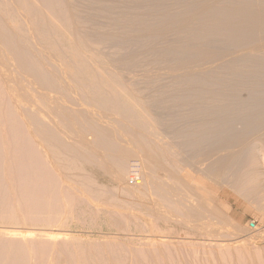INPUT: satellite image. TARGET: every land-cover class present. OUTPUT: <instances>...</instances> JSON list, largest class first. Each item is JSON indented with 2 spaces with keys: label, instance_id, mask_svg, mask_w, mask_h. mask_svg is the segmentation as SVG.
<instances>
[{
  "label": "rangeland",
  "instance_id": "374dc122",
  "mask_svg": "<svg viewBox=\"0 0 264 264\" xmlns=\"http://www.w3.org/2000/svg\"><path fill=\"white\" fill-rule=\"evenodd\" d=\"M11 1L12 0H0L1 39H3L2 36H4L5 41L6 39L10 37H12V41L14 39L13 43L10 42L11 38L8 39L9 42L7 40L5 42L7 45L4 44L3 47H1V45L4 43V41L0 40L1 43L3 42L0 45V48L5 49L3 50V52H5L4 54H8V52L12 51L13 53L19 52L18 54L22 56L21 53H23L24 56L22 57L23 58L22 60H21V56L19 55L20 60L18 58L17 60L15 59L14 61L22 62L24 64L25 63L27 64V62L30 63L29 60L31 61V63L32 61H36V62H33L35 64L40 61L37 66L38 69L41 68L40 66L41 63H46L45 59L48 60V58H51L48 60L49 61L48 65L47 63L42 65L43 67L42 69H44L45 65L49 66V64L51 65V63H54L53 65L57 67H54L53 69H51V67H48L50 69L47 70L48 68L46 66L45 69L43 70V71L47 70L45 71V73L48 72V74L46 75L43 74L42 70H39L40 75L44 76V77L43 76L41 77H43V79L45 78L46 80L48 75L50 74L49 79L50 77L57 78L54 75H56V73L59 71V74L61 73L62 75L60 76L58 75V73L57 75L63 79L61 80L64 82L63 87L65 85L66 86L69 85L68 82L71 83V80L73 81V79H75L72 82L74 84H72V86L70 84L71 89L76 84H77L76 88L78 87L80 89H83L85 85L88 84V82L90 81L93 82L94 78H98V79L101 78L104 81L105 79H107V81H109L108 87L110 84L111 87L114 88V89L112 88L113 90H111V87H109L110 88L109 89L106 83H102L103 81L98 82V79H96L97 83L101 82L100 86H102L101 84L103 85L105 84V85L97 89L96 86L94 88V85H97V84L95 82L94 83L90 82L93 85L92 86L89 83L91 85V92H92V94H90L91 93L90 88H89L90 86L86 85V87L88 86L89 88V93L87 91L88 97L85 96V94H84V97L88 101V104H87V101L84 100V103L85 101L86 103L82 106L81 103L83 101L81 102V98L80 100L78 99L81 102L80 104H79V101L77 100V103L81 105V107L85 106V111L81 110V107H79L78 104H76L77 106L75 105L76 99L79 98L78 95L80 94V89L77 88V90L79 91L78 95L74 94L76 93L75 91L73 93V95L75 96H73L70 93L72 95L71 96L70 94H66V93L73 92L74 88L71 91L69 89L70 87H68L67 89H64L66 88L65 86L64 88L61 89V91L63 89L64 91L66 90L65 97L64 96L60 97L59 94L62 93L64 95V92L63 91L60 92L58 88H60L59 84H62L63 82L61 83L59 79L57 81V79L54 80L53 78L54 84H55V81H56V84H58L56 86H54L53 84L54 86L53 87L52 84H50L51 82L47 79L50 82L49 83L50 85L48 86V88H47L48 82L47 84H45L43 80V83L44 85H46L45 87L48 90H49V87L52 86L51 88H53L56 91V87L58 86L57 89L59 91V94L57 96H59L60 98L64 97L62 100H65L66 95H69L68 97L69 98L71 97L72 101L73 99H75L74 100L75 102L73 101L75 106L74 105L68 106L69 110L71 108L76 109L75 107H77V110L76 111L74 110V112H77V111L81 112L78 115L80 118H82V116L80 115H82L83 112L89 111L90 114H88L89 112H87V114H84V116L89 115L90 116L89 119L87 118V116L85 117L90 121L92 120L91 121L92 123H94L93 121H95L94 124H96V122L99 121V120L97 121V116H98V113L100 114V112L103 111V109L106 111V109L108 110L109 108L108 111H110V107H111L114 112L115 111L114 107L117 110L118 107H121V105L125 111L118 109V111L121 110L122 112L120 113V115L121 114L122 115L119 117L122 118L123 114H125L127 121L128 120L131 121V120H134L135 118L143 117L142 119L144 121L142 125L139 124L142 122V119H140V122H138L139 121L138 119L134 120V122L132 121L134 124V125L132 124L134 129L139 127L137 128L138 129L137 131L139 130H141V132L148 131V133L152 131L150 133L151 138L155 141L158 140L157 141L158 144L162 145V148L163 147L164 149L166 148L165 150L169 149L170 152L167 150V153H166L169 156L172 153L171 149H174L173 147H177L174 149L176 152L179 150V147H180L181 151L179 150L178 152L179 153L181 152L180 154H183L184 156L182 155L183 156L182 157L179 155V159L182 161L185 159L187 161L188 159L187 162L192 163V164L190 163V166H193V167L190 169H193L192 170L193 172L195 170L194 173H196L197 170L198 171L202 170V174H201V171H199L200 173L197 172L198 174L196 173L195 175L198 176V178H201L203 182H205V184H206V181L210 180L209 183L207 182L206 184V185L210 184L208 186L209 189L212 188V185L216 181L219 182V179H220V178L218 179L215 177L216 176L215 174H217V170L216 172H214L215 174L210 173L212 174V176L214 175L213 177L209 176L208 178V175L210 174L209 173L204 174L206 169H208L209 172H213V169H216L215 167L217 165L219 166L222 161L220 159L224 155V152H223V155L221 153L222 156L218 153L221 158H219L220 163L217 162L219 161L217 160L219 156L216 153L220 152L218 149L219 147L217 145H219V143L223 141L224 136L229 137L230 135L229 129L231 127H232L231 129L234 128L232 130L233 133L231 130L230 131L232 134H235L232 136L235 138H239L237 136H239V131L242 128V131H240L242 132L240 136L242 135L244 137H248L249 139V141H247L248 147L246 146L247 150L244 147L245 151H242L243 158L240 157V159H243L241 160L242 163L239 161L240 159H238L239 158L238 156L237 160L235 158L234 162L232 161L233 163H230V165L232 166L235 163H239V162L240 163L235 164L234 167L232 166V169L230 167L229 170L230 169L231 171L237 170V174L234 176L236 180H231V181L233 182L238 181L236 183L234 182L236 186H238V188L236 187L237 193L240 191V194L238 196L240 198L238 199L243 201L245 196H248V198L246 197L245 198L246 200L243 201L244 206H241V205L238 206L237 202L235 201L233 197L229 198L228 207L230 209V213L233 218L234 223L233 222L232 223L233 225L235 224L234 226L231 225V228L234 229V232L232 231L233 234L232 232H229L233 230L231 228L229 230L230 226L228 227L226 225V227L228 228L227 230L225 225H222L224 227L222 226L219 227V225L221 224L216 225L215 223L218 222L216 221V219H212L211 223L213 222L212 223L213 226L215 224V229L217 228V230L215 231V229L212 228L213 227L212 226L210 227L212 229L209 228V230H213V231H210L207 233V234L212 235L214 232L212 236L210 235L208 236L207 234H206L207 236H205L206 231H209L206 228H204L206 229L204 230L205 233L201 229L200 230L203 233L199 230L198 232L196 231L195 233L194 232L195 230L193 229H189L190 230L189 231L186 227L184 226L182 227L180 223H176L178 222V220L174 218L170 219L169 217L170 215L166 212V211L169 212V210L164 208V210H166L165 211L166 213H165L164 210H162L163 208L157 205L154 197L152 199V196H150L151 198L148 196L150 198V201H149L148 197H146L148 195L147 191H146V196H145L144 191H143L144 193L143 194L141 189L139 188L141 191L140 193L142 194H140V196H138L139 192L138 194H136L137 191L139 190L137 189V186H135L136 182L139 180H140L139 182L141 183L143 182L142 171L144 168L143 169L141 168L142 165L139 162L140 161L139 158L132 157V159L129 158L130 160H127V163L128 162L129 163L125 164L126 166H125L124 171H126V173L124 172V175L122 177H120L119 179L117 178L119 183H117L118 181L116 177L110 176V179H109L108 173H106L107 174L106 175L105 173H103V170H100L99 168L95 167L93 162L91 163L89 162L88 159H91V157H89L88 155L90 154L85 153L83 150L78 148L80 146H78L79 142H77L76 134L73 132L72 129H68L67 126L69 125L66 126L67 128L66 127L62 128L59 126V123H58L59 122V119H58L59 112H57V110L59 111V107H62V108L66 107L63 104L64 102L65 104L67 102H68L67 104H70V103L73 104V102L70 99H66L64 102L61 100L63 103L58 101L59 97L58 99H56L57 96L55 98V95L58 93L57 91H56L57 93H54V92H50L51 91L50 90L48 91L49 93L46 94L44 93V91L46 92V89H45L43 90V92H41L43 88L42 87L43 83H40L41 79H39L40 81L37 80L38 77L39 78L41 77L39 75L37 77L36 75L39 72L36 71V74H34L35 72L32 73L33 75L31 74V71L35 69L34 67H32V65H35V64L30 63L26 66L27 69L34 68L30 72L28 73L26 72L27 75H29V77L31 76L29 78L28 76H25L26 75L25 72H21L19 69H17L18 68V66H16L17 64L14 65L13 63L14 66L9 64L12 67L6 66L7 63H10V62L12 63L13 62L12 59L17 58L18 55H15L13 57V55H11L13 53L8 54L12 57V59H10V56L7 55L9 57L10 62H8L7 60L6 61L7 63L4 64L5 63L4 61L6 60L7 56L4 54L1 55L3 52L1 51L2 49H0V51L2 52L0 53V58L5 57V58H2V60L4 59L3 63H1L2 60L0 59V234L2 235L1 233L2 229L3 230H9V229L18 230L19 229V231L21 230L20 232L22 233H24L25 231L26 232L34 231L35 233L37 231V233H35L34 235L38 234V236L33 235L31 237H26V238L20 237V236H19L20 238L18 236L16 237L15 236L11 237L10 235L6 236L7 234L5 233L3 234V236L0 235V264H264V220L262 218L264 216V212H263L264 207H262V205H264L263 203L264 202V197H263L264 189L263 190L261 189L262 190L261 191L260 190L261 187H258V186L255 187L257 180L260 179V176L261 177L263 176L264 178V165H263L264 164V159H263L264 158L263 156L264 155L263 154L264 153L263 151L264 150V138H263L264 137V127H262L264 126V121H263L264 118L261 117L262 115L264 116V105L260 104V102L253 101V100L259 101L261 97L264 95V92H263L264 91V83H263L264 82V78H263L264 77V73H263L264 72V55L258 52L260 55L257 54L258 56H256L255 54L257 52L253 54L254 52L253 50L248 51L249 48L247 49V47H251L249 46L250 41L251 40L253 41V36L250 35V33L253 32L251 31L252 25L250 23L245 24L244 29H242L243 27L241 28L243 31H245L244 32L245 34H244L242 33L243 31L242 32L240 31L239 29L240 27L237 28L238 29L237 30L235 29L236 26H233L235 27L233 30L231 28L232 25H226L228 24L226 21H224L225 22L224 25L222 23L223 21L221 22L222 24L220 23V21L219 23L216 22L218 24L217 26V24L214 21L208 20L209 19L208 17L207 20L208 22L209 21L212 22V25L208 24L207 22V25H205L206 24L205 23L204 24L205 26L204 25L200 26L198 25L199 23L197 20V17H205L206 15L209 16L208 12L213 15H215L214 14L215 12L217 17L218 16L223 17L222 13L224 12V9L220 10L221 8L219 9V7L229 8L228 5L229 3H231L230 0H187L189 4L193 1H197V3L203 2V5L205 6L206 5L213 6L212 8H214V6L215 8L216 6L218 7V9L216 10L218 12L214 10L210 11L207 9L205 10L206 12L204 13L195 10L196 8L194 10L189 9L187 11V6L185 8V5L183 3L182 4L184 6L178 5L177 0H141V1L140 0H56L58 2L54 0L56 3L52 0H48V2L47 0H39L38 2L37 0H35L36 2L35 1L33 2L32 0H23L22 1L23 3L20 0L16 1V3L21 2L20 3L21 6L25 5V3L29 6H32L35 3H38L40 9H38L39 7H37L36 9L37 12L36 11L34 12L37 14L38 18L37 16L35 18L32 17V16H35L36 14L30 16L29 13L31 12L28 11L29 13H27V10L23 6L22 8H24L23 9L24 12L27 13V14L25 13L26 16L27 15L29 16V17L28 16L26 17L25 14L22 12V9L18 10L19 8H21L20 6H18L19 4L12 3L15 0H13L12 2ZM44 1L47 4H45ZM49 1L51 4L49 3ZM59 1H61V4ZM131 1L132 3L133 2L134 3L132 4ZM240 1H242L241 2L242 6L240 7L244 8L245 12H251V10H253L254 7H256V3L258 7L259 6L264 7L263 0H260V3L263 2L262 5L260 4L258 5L259 3L258 0H240ZM10 2L13 4V6L16 5L15 6L16 8L13 7L10 4ZM139 2L140 3L145 2V3L141 7H136V5H138ZM158 2L163 4L160 7V8H163L162 9L163 12L161 10L159 12L158 10L159 7L155 8L158 12L154 11V9L152 10L153 6L158 5ZM184 2L186 3V1ZM43 3L46 7L42 5ZM150 4H153V5H150ZM220 4H224L225 7L222 5L219 6ZM231 4L229 6H232ZM41 5L45 7V10L46 8L49 9L47 5L52 6L51 12L49 10H46V11H49L50 14L54 15L52 11L54 12L56 10L59 13L58 16L56 15V18L58 19L60 18V19L58 20L55 18L56 19L55 21L58 20L60 21V23H57V25H55L54 23L56 22L54 21L53 22L54 25H53L52 22H50L48 18L44 16L46 15L43 12L45 10L42 9ZM131 6H134V8H132ZM212 8H209V9H212ZM12 9L13 11H11ZM15 9L18 12L15 11ZM41 9L42 11H40ZM219 10L221 11L220 13H219ZM20 11H21V14L19 13ZM38 11H40V13ZM14 12H17L18 15H22V14L23 15L22 17L17 16L14 14ZM42 12L44 14L43 16L45 19L43 17L39 19V17L42 16ZM57 12L56 14H58ZM227 12L224 13V15L227 14ZM31 14H33V11ZM5 15H7L10 19ZM31 17L33 18L32 20L35 21L36 19H39V22L40 20H42L43 23L45 22L44 20L47 19V21H49V26H47L48 23L46 24L47 21L44 24L40 22L41 25L39 24L38 20H37V23L36 22L31 23L30 21L32 20H30L29 22L26 21V18L27 20H29V18L31 19ZM12 18L16 22L12 21L11 24L10 22H7V20L11 21ZM23 18L25 19V21L23 20ZM5 19L7 23L4 21ZM190 19H196L198 24L196 23V21H193V20L192 22L188 21ZM210 19L212 18L210 17ZM17 20H21V21L19 22ZM24 22H27V23H24ZM28 23H30V25ZM26 24H28L29 27L31 26L29 30L27 29V34L28 33L30 34L32 31V34H31L32 37L33 35L38 37L37 41L36 39L34 40L32 38L34 40L33 41L34 44L33 43L32 44L35 45L36 43L35 49L37 46V50H40L43 52V53L40 52L42 56L41 54H38L39 52L37 53V50L31 47L32 46L30 44L32 42L31 35L25 34L26 28L28 27L26 26ZM33 24L36 26L39 25L41 27L37 28ZM42 24L44 25V27L42 26ZM247 25L249 26L248 28L249 32H247L249 33V35L246 33V29L248 27ZM53 26L55 28L59 27L60 30L57 29L59 30L57 32L56 29H53L54 28ZM35 27L37 28V30L35 29ZM7 28L10 30H8ZM14 28H17V30ZM12 30H14L15 32L17 31V32L13 33ZM229 30H231L230 32L232 33L233 36L237 34L234 37V38L237 37V39H234L232 37L231 33H229ZM34 31L36 35L34 34ZM36 31H38L39 36L37 35ZM232 31H240L241 33L236 32V34H234L235 32H232ZM238 33H240V35ZM15 34L17 35L15 36ZM241 34L242 35L244 34V35L241 36ZM249 36H252V37L249 38ZM13 37H18L19 39L13 38ZM214 38L215 39L218 38L220 41H224V42L226 41L228 45L226 46L224 45L223 50L220 51L223 54L225 53L226 57L225 55H221V54L219 55V52H214L218 56L220 57L222 56V58H219L213 53V55L216 56L215 57L216 63L218 61L219 62L221 61L220 63L219 62L217 63V66L219 64L221 65V66L219 65L221 69L218 68L219 66L214 67V70L216 71L218 68L219 72L216 71L217 72L216 73L214 71L215 75L213 76L214 77L218 76L219 78L221 77L222 79L223 78L226 79L227 77L228 78L231 77L232 79L235 78L233 80L234 84L239 78L241 79V81H244L246 77L249 78V80L245 79L248 81V82L246 81L245 85L243 84L244 82L236 83L237 84L235 86L236 88L235 87L232 88L234 84H231L232 85L231 88L229 87L230 91H228L229 89H226L225 87V91L227 93H230L232 89H235L232 91L234 93L231 92V94L235 96L233 98L234 100L237 101V103L236 102L235 103L232 102V103L235 104V106L233 105L235 109L237 110L239 109V110L236 111L234 109V113H233V109L227 108L224 113L228 111L227 112L228 116L227 114L226 116L223 115L224 114L223 113L220 118L214 117L216 118L215 120L212 118V116H210L207 112L204 111L205 109H203V108H206L207 110V108L208 109L214 108L212 107V104L214 105L213 102H206L203 105L202 104L199 105V103H193V102H190V99L189 100L187 99V97L190 98V96L192 97L197 92H199L198 89L196 90L197 88L196 86H198L197 81L199 80V79L197 80V78L199 77L202 78L204 76V74H202L203 73L202 70L206 69L204 66L209 64L208 66H206L208 68V71L213 70L210 67L215 66V63L212 62L213 60L215 61L214 57H213V60L209 62L206 60L205 61L201 60L203 57L201 53L203 54L206 51L204 50L205 44ZM16 39L18 40L17 41L18 43L21 40L20 44H22L24 40V42H26L28 47L26 46L25 43H23V45L25 44L24 46L25 49L22 47H19V44L15 41ZM28 40H30V42ZM248 40L249 42L247 43L246 41ZM39 41H41V43H39L40 49L38 48ZM14 42L17 43L18 45H15ZM244 42H246L247 45L248 44L249 45L247 46L246 43ZM9 43H12L15 47H11L12 45L10 46ZM41 44L44 45V47L42 46L43 48L41 47ZM241 44L244 46L246 45L245 47L247 50L244 49L243 51L242 49L241 50L238 49L239 47L243 48ZM8 45L10 47H8ZM23 45H20V46H23ZM16 47L22 48V50L20 49L21 51H24V50L25 51L27 50V51L26 52L14 51L15 50L14 48ZM247 51L248 53H245ZM28 52H30V56ZM249 52H252V53L249 54ZM171 54H172V57L169 56ZM26 58L27 59L29 58V60L25 61L27 60ZM51 60H53V62ZM192 62L193 64H191ZM205 62L206 64H204L203 66V63ZM55 63L57 64L55 65ZM88 63H90V65ZM77 65L79 66L81 65V68L80 67L77 68ZM192 65H195V66H192ZM189 67H191L190 70H189ZM55 68H57V72L54 71ZM61 68L64 73H62L61 70H58ZM96 69H98V72H95L97 71ZM194 69L195 71H191ZM18 70L20 71V74L22 73L24 76L23 75L20 76V74H17L19 73ZM78 70L79 72H76ZM14 71H15V74L13 73ZM205 71H207V69ZM4 72L6 75H3ZM70 72L73 73V78L71 76L72 73L69 74ZM193 72L194 74L195 73L196 74L194 75ZM254 72L255 74H253ZM9 73H10V76H9ZM79 73L81 77L79 76ZM204 73L206 74V72ZM51 74H53V76ZM68 74L71 76L72 79L70 78V76H68L71 80L67 82L66 79L68 77L66 75ZM74 74L76 75V77ZM242 74L245 76H243ZM13 75L15 78L14 77L12 78ZM233 75H235V77ZM237 75H239L240 77ZM248 75L249 76L253 75V76L248 77ZM22 76L24 77V79L22 78ZM64 76H66L67 78ZM6 77L8 78L11 77L13 81ZM25 77L29 78L30 80L33 77L32 83L33 82L35 83L37 81L41 85L39 87L37 86L39 85L37 83H36L37 85L34 83L33 85H28L27 83L30 81L27 82L26 80L28 79ZM192 77H194V79L197 77L195 79L197 80L196 81L197 84L195 81L193 83L189 81V79L191 80ZM21 78L26 82L25 84L26 86L24 85V82H21L23 85H21V88H20L19 84H20V81H22ZM64 78L66 82L64 81ZM76 78H77V83L75 84ZM79 78L81 79L79 80ZM250 78L254 81L252 82ZM240 79L237 82H239ZM17 80H19L18 81L19 83H17ZM230 80L227 79L225 81H230ZM32 83L30 82L29 84H32ZM27 85L30 86L29 89L35 85V88L38 87L41 91L35 90V88H33L29 92V90L27 89L28 88ZM261 85L263 87H261ZM22 86H25L27 88L23 89ZM100 86L99 84L97 85V87H100ZM12 87L14 90L12 89ZM115 88L117 89L116 91H115ZM68 89H69V92H68ZM24 90L25 91L27 90L26 94L28 92L29 94L30 93L33 94L34 93L33 90H35L36 94L34 93L33 95L31 94V96H28L29 94L26 95L24 93L25 92ZM216 90L214 89L213 92H215ZM38 91L40 93H37ZM96 91H99V93H96ZM112 91L114 92L113 94L110 93ZM223 91H224V88L223 90L222 88H219L217 90V93L227 94L225 91L223 93ZM115 92H117L118 94L116 95ZM192 92H194V95ZM15 93L17 94L19 93L21 96ZM83 93L80 94V97L83 96L82 95ZM94 93L99 95V97L98 95L97 96L95 95L97 99L100 98V101L97 100L98 104L100 103L103 104L104 102L106 106L107 104L108 105L110 104V106H108L107 108L104 105L106 109L105 107L104 108L101 107L102 111H100V109H98V106H96L97 103L96 104L92 103V100L96 102L95 97L92 96L94 95ZM24 94L25 96L23 97ZM45 94L47 95V97H45ZM197 94L195 96H197ZM212 94H209V95H212ZM12 95H16L15 98L19 96L22 99L24 98L25 100L29 98L28 99L29 101L27 100L26 102L29 105H26L24 103L19 104L18 101H22V99L21 98L18 99L19 98L18 97L14 100L13 98L14 96L12 97ZM257 95L260 97V99ZM32 96L33 98L31 100ZM90 98L92 99L90 100ZM24 99H23V102L25 101ZM101 100L103 102H101ZM44 102L47 103V106H46V103ZM56 102H60L61 103L60 105L62 106L58 105V108L57 109L55 108V110L52 109L53 110L52 111L51 108H53V106L57 107L58 103L56 104ZM248 103H250L251 106ZM256 103H259L258 105L260 106V108L259 106L257 107ZM102 104L99 105V107L102 106ZM196 104L199 106L198 110L193 109L194 105ZM207 104L208 106L210 105V107H208ZM223 104L224 102L222 103V107L224 105L225 106L229 105V104H224V105ZM92 105H93V108L96 106L97 109L99 110V112L97 109H96L97 111L96 110L94 111V113L96 112L95 114L97 115L95 116L94 114L95 119H91V116L93 113L91 112ZM123 105L125 107H123ZM186 105H190V106L187 107ZM214 106L216 107V105ZM245 106L247 107L248 111ZM24 107L25 108L27 107L28 109L27 108L24 109ZM86 107H91V108L87 109ZM17 108H18L19 113L16 110ZM134 108L136 109L134 110ZM21 109L23 112L21 111ZM128 109L129 111L127 112ZM25 110L26 112H24ZM229 110L230 111L232 110V111L229 112ZM70 111H72V109ZM105 111H103L104 113H101L102 116L104 114V116L102 117L103 119L100 118L101 115H99L98 117V119L99 118L101 119L100 123L98 122L101 127L100 129L107 127L106 124H110L109 123L110 121L108 122L106 119H104L105 117L107 118L105 114L108 115ZM254 111L257 113L258 117L260 116L259 117L260 119L256 117L257 115H255L256 113ZM38 112L44 113V115L41 113L38 114ZM52 112H55V113H52ZM50 114H53V115H50ZM113 114L114 113H112V115ZM26 115H27V118H25ZM112 115L110 116L114 123L116 121L115 120L116 118H113V117H116V114H114L115 116L114 115L112 116ZM250 115H253V117L254 116L255 117L253 118ZM28 116H30V118L32 116V118H35V120L39 121L40 123L38 124V122H36L35 120H31L32 118L30 119ZM94 116H92V118H94ZM128 116H129V119H128ZM21 117H23L24 120ZM119 117L117 120L121 119V118L119 119ZM125 117L122 119L126 120ZM130 117L132 118L131 120H130ZM28 118H29V121H28ZM144 118L148 119L149 121L147 122ZM257 118L259 120H257ZM248 119L250 122L248 121ZM108 120H110L109 116H108ZM251 120H253V122H256L257 120V122L253 124ZM29 122L30 124L33 122L35 123L29 126ZM55 122L58 124H56ZM101 123H105V126H102L104 124L101 125ZM150 123L152 126H150ZM55 124L56 126H59V127L57 128ZM99 124H96V125L99 126ZM135 124H137V126ZM143 124L144 125L147 124L145 128L143 127ZM249 124L254 130H252V128L249 127L250 126ZM256 124L259 125V127ZM241 125H244V127ZM140 126L143 128L140 129ZM52 127L54 128V130ZM55 128H56V131H55ZM237 128L238 129L240 128V129L238 130ZM66 129H68L69 131ZM245 130L248 132H246ZM66 131L70 132L71 135L68 132L65 133ZM210 131H212V133H210ZM220 131L222 134L219 136L220 138L218 136L215 137L216 135L220 134L218 133ZM222 132H224L225 135ZM236 132L238 135H236ZM260 133L262 134L260 135ZM58 134H59V137L57 136ZM246 134L248 135L251 134V135L249 137V136H245ZM39 135L40 136L42 135L43 140H41L42 137H40ZM52 135H55V136H52ZM259 135L263 136L261 137V139L263 138V141H261V139L259 140V137H260ZM159 137L164 142H162ZM205 138L206 140H204ZM56 139L58 140V142ZM92 139L93 138L91 136L86 137V139L84 140V144L88 145V143H90ZM218 139H222V141L220 140L221 142L219 141V143L217 144ZM208 140L209 141L212 140L213 143L217 141L216 145L213 143H210ZM256 140L258 141L256 142ZM163 143L164 145H167V146L165 147ZM167 143L170 145H168ZM209 145H213V146H209ZM214 145L216 148L218 147L217 150L216 148L214 150ZM206 149L207 150L213 149V152L215 151V153H213L212 150H209V152H212L214 156L217 155L214 157L215 159L216 158L217 159L212 160L213 157L210 158L208 155L213 156V154H210L209 152H207ZM203 150L204 151L206 150L205 154L206 155L208 154L207 157L209 158L210 162L213 163L214 167L212 164L209 163V160L208 158H206V156H205V159H207L208 161L203 158L205 155V154H202ZM81 151L84 152L87 155V157H85L86 155H80V154H83V153H79ZM183 152H185L186 154ZM243 152L247 153L249 157L247 154L246 156ZM249 152L250 153L252 152V154H250ZM77 155H79V158ZM199 155L201 156L203 155L202 159H201V156ZM258 156L262 157V159H260L261 161L259 160L260 161L259 163L257 161L258 159H255ZM86 158H88L87 159L88 163L86 161ZM192 158L195 160L199 159V161L201 159V161L199 162L198 160H196L197 161L196 163V161L193 160ZM203 159L205 160V162H207L206 163L207 167H205V164H204L205 162ZM255 160L257 161L256 163L258 164H255ZM194 161H195V165H193ZM213 161H216L218 164H214L215 162ZM256 165H258L256 169L258 171V174H257L258 176L256 175L257 180L254 177L255 174H253L254 172L257 173V171L256 170L254 171V169H252L254 167L256 168ZM260 165H262V167H259ZM201 166H204L203 169ZM235 166H236V170H235ZM209 167L212 169H209ZM245 167H248V168L243 170ZM259 168L262 171H260ZM247 170L249 174L248 173L246 174ZM242 171L243 172L245 171L244 173L245 175L242 173ZM194 173L192 174L194 175ZM203 174L206 176V178L204 177ZM103 175H104V178H103ZM159 176L163 177V175L161 174H159ZM242 176L249 177L248 179L250 181L246 177L245 179L242 178L241 179L242 181L241 180L239 181L238 180L239 177L241 178ZM250 176L252 180L250 179ZM130 177H134L135 179V183L132 185L130 184V181H129ZM215 178L218 180H216ZM111 179L116 180L114 181L115 183ZM162 179L164 180V177ZM218 182L216 183L217 185L215 184L213 186V190H214L213 192H215L216 190H220L221 181L219 182L220 185H218ZM252 182H255V183H252ZM167 183H168V180H167ZM246 183L248 185H245ZM128 185L131 186V188ZM133 185L136 188L133 187ZM244 185L247 187H245ZM144 188L146 187L144 186ZM251 188L252 190H250ZM258 189L261 191V194L259 193L260 191ZM129 190L131 191L133 190L132 193L134 194V196L132 193H130ZM128 191L131 195L129 193L128 195H126ZM134 191H136V193H134ZM135 194L137 197H135ZM216 194H214L215 196H212L213 197L212 202H215V204L213 205H216V207L214 206L215 207L214 210L218 212L219 210H221L220 213L221 212L223 213L224 212V209L222 207L223 201L220 198L218 199V197H216L217 196ZM125 195L127 197H125ZM141 195L142 196L144 195V197H146L147 199L141 197ZM240 195H243V196L245 195V196L242 199ZM251 195H254V196H251ZM139 197H141L143 200L146 199L145 206L143 203H141L143 201ZM124 198L126 199L128 198V201L127 200L125 201ZM139 199L141 202L140 201L138 202ZM151 199L155 200L153 202L156 203L155 206L157 205V208L158 206L162 208V209H156L155 207V209L158 210V214L160 213L162 216L164 215V218L168 217L170 221L171 220L176 221L174 222L176 224H174L173 221L170 222L168 219L166 221V219H163V217L160 214L159 215L156 214L157 216H161L157 218L155 215L156 210L153 208L154 204L151 201ZM213 199H215V201ZM247 200L249 201L248 203H247ZM130 201L138 202L140 204H143V206L140 205L139 207V204L136 205V203H127ZM149 202H151L152 204H150ZM126 203L129 205V207L127 206ZM133 204H135L136 206H134ZM209 204H212V203H209ZM254 204L257 207L255 206V208H252ZM146 205H149V207L150 206L151 207L153 206V207L149 208L148 206L146 207ZM213 205H210V210H212ZM131 206L133 207V209H131L132 208ZM141 207H142V210H141ZM148 208L149 210L151 209L150 210L151 212H153L152 209L155 210L154 211L155 213L149 212ZM216 208L219 210H217ZM260 208L261 209L263 208V210H261ZM253 209H256L258 211H255V210L253 211ZM159 211H162V212H159ZM254 212L256 213L258 212L257 215ZM259 212L263 213V215L259 214ZM256 216H258L260 219L262 218L263 221L262 220L259 221V218L258 217L256 218ZM215 218H217V215ZM261 221L263 223H261ZM179 225L182 228H186V229L183 230L182 228H180ZM240 226H241V229H239ZM218 227L221 229L223 228L222 230L220 229L221 232H218L220 231ZM235 227H236V230H235ZM186 230H188V232ZM224 231H228L229 233L227 234ZM236 231L238 235L236 234ZM43 232L44 233L52 232L54 234L58 233V234H61V238H59V240L56 239L52 241L51 239H48L47 237L42 235ZM194 234L197 235L198 237L194 236ZM219 234H221L220 235L221 238L218 236ZM225 234L227 235L232 234L234 236L230 235V237L228 236L225 238ZM39 235L41 237H39ZM64 235H67V236L64 237ZM222 236L224 238H222Z\"/></svg>",
  "mask_w": 264,
  "mask_h": 264
},
{
  "label": "bare ground",
  "instance_id": "6f19581e",
  "mask_svg": "<svg viewBox=\"0 0 264 264\" xmlns=\"http://www.w3.org/2000/svg\"><path fill=\"white\" fill-rule=\"evenodd\" d=\"M13 1V0H12ZM11 1V2H12ZM16 1H18V0H15L14 2H12V3H16ZM21 2L23 1V0H20ZM33 2L35 1V0H32ZM39 0H37V2H38ZM52 1H54V0H52ZM56 1V0H55ZM54 1V2H55ZM141 1V0H140ZM184 1H186V3L184 2ZM259 1V3H258V5L260 4V5H262V3L263 2H261L260 3V0H258ZM258 1H256V2H258ZM264 1V0H263ZM10 2V4L13 6V4ZM21 2H17L19 5L18 6H20L21 8H17L18 10H21L22 9V12L25 14L26 12H24V8H22L23 6L25 7V9L27 10V13H29V12H31L32 13V11H33V14H31V13H29V15L31 16V15H34V14H36V13H34L35 11H36V9H37V7H39V5H38V3H35L36 5H38V6H36L35 4L34 5H32V6H29V5H27L26 3H25V5H22L21 6ZM36 2V1H35ZM43 2V1H42ZM41 2V3H42ZM47 2H48V0H47ZM53 2V3H54ZM56 2H58V1H56ZM55 2V3H56ZM60 2V4H61V1H59ZM127 2V1H126ZM191 2V1H190ZM216 2V1H215ZM230 2L232 3H229V5L231 4L232 6H229L228 4V7L229 8H227V7H225L224 6V4H220L219 6H224L225 8H223V7H219V9L220 10H223L224 9V12L222 13L223 14V17H220V16H218L217 17V15H216V13L214 12V14L215 15H213V14H210L209 12H208V14H209V16L208 15H204L205 17H197V20H198V23H197V20L196 19H190V20H188V21H190V22H192V20L193 21H196V23L198 24V25H200V26H203L205 23V25H207V22H208V20H211V21H214L215 23L217 22V23H219V21H220V23L222 22L223 23V25H224V21H226L228 24H226V25H232L231 26V28L234 30V28L235 27H233V26H236V28L235 29H237V28H239L240 29V31L242 32L243 30L242 29H244L245 27H244V25L245 24H251L252 25V29H251V31H253V32H251L250 33V35H252L253 36V41H252V43H251V41H250V45L249 46H251V47H247V49H248V51H251V50H253L254 52H253V54L254 53H256L255 55L256 56H258L257 54H263L264 55V7L262 6V7H258L257 6V3H256V7H254V9L253 10H251V12H245V10H244V8H242V7H240V6H242V1H240V0H230ZM245 2V1H244ZM255 2V1H254ZM16 3V4H17ZM23 3V2H22ZM44 3H45V1H44ZM44 3L42 4L43 6H45L44 5ZM49 3H50V1H49ZM48 3V4H49ZM128 3V2H127ZM130 3V2H129ZM131 3H132V1H131ZM134 3V2H133ZM132 3V4H133ZM135 3H137V2H135ZM145 3V2H144ZM144 3H138V5H136V7H141ZM177 3H178V5H185V8H186V6H187V11L189 10V9H192V10H194L195 8V10H197V11H200V12H202V13H204V12H206L205 10H214V11H216L217 9H218V7L216 6V8H215V6H214V8H212L213 6H205V5H203V2L202 3H197V1H193V2H191L190 4H189V2H187V0H177ZM183 3V4H182ZM213 3V2H212ZM241 3V4H240ZM39 4H40V2H39ZM45 4H47V3H45ZM51 4V3H50ZM131 4V5H132ZM218 4V3H217ZM216 4V5H217ZM41 5V6H42ZM150 5H153V4H150ZM155 5V4H154ZM163 4H161L160 2H158V5L157 6H153V8H152V6H151V8H152V10L154 9V11H157L155 8L156 7H161ZM183 5V6H184ZM190 5V6H189ZM203 5V6H202ZM226 5V6H227ZM255 5V4H254ZM16 6V5H15ZM15 6H13V7H15ZM42 6V9L43 10H45V7H43ZM58 6V5H57ZM56 6V7H57ZM60 6V5H59ZM135 6V5H134ZM134 6H131L132 8H134ZM183 6H181V7H183ZM47 7H49V9L48 8H46V10H49L50 12H51V8H52V6H48L47 5ZM54 7V6H53ZM61 7V6H60ZM16 8V7H15ZM55 8V7H54ZM128 8V7H127ZM158 8V10H159V12H160V10L162 11V9L163 8H160L159 9ZM209 8H212V9H209ZM38 9H40V7L38 8ZM42 9L40 10V11H42ZM199 9V10H198ZM201 9V10H200ZM45 10V11H46ZM54 10V9H53ZM58 10V9H57ZM219 10V13L221 12ZM11 11H13V9L11 10ZM15 11H17L16 9H15ZM29 11V12H28ZM40 11H38L39 13H40ZM43 11L46 15H44L43 14V12H42V16H40L39 17V19L40 18H44V16H46L47 18H48V20L50 21V22H52V24H53V22L56 20V19H58V18H56V15L58 16L59 15V13L55 10L54 12L52 11V13H54V15H55V17H54V15L53 14H50L49 13V11ZM228 11V12H227ZM18 12V11H17ZM17 12H14V14L15 15H17V16H21L22 17V15H18V13ZM37 12V11H36ZM56 12L58 13V14H56ZM158 12V11H157ZM163 12V11H162ZM216 12H218V11H216ZM227 12V14H225L224 15V13H226ZM17 13V14H16ZM20 14H21V11L19 12ZM26 13V14H27ZM61 13V12H60ZM212 13H213V11H212ZM14 14H12V15H14ZM26 14H25V16H26ZM44 15V16H43ZM211 15V16H210ZM5 16H7V15H5ZM24 16V17H25ZM28 16V15H27ZM26 16V17H27ZM37 16V14L35 15V16H32V17H36ZM215 16V17H214ZM8 17V16H7ZM29 17V16H28ZM31 17V19L29 18V20H27V18H26V21H30V20H32L33 18ZM209 17V19L207 20V18ZM210 17L212 18V19H210ZM9 18V17H8ZM37 18H38V16H37ZM56 18V19H55ZM222 18V19H221ZM7 19V18H6ZM6 19L4 20L5 22H6ZM10 19V18H9ZM39 19H36L35 21L34 20H32V21H30L31 23H33V22H36L37 23V20H38V22H39ZM45 19V18H44ZM60 19V18H59ZM58 19V20H59ZM187 19V18H186ZM221 19V20H220ZM23 20L25 21V19L23 18ZM22 20V21H23ZM55 21L56 23H54L55 25H57V23H60V21ZM12 21L14 22L15 20L12 18L11 19V21H9V20H7V22H10V24L12 23ZM17 21H21V20H17ZM45 22L47 21V19L46 20H44ZM49 21H47L46 22V24L48 23V25L47 26H49ZM66 21V20H65ZM184 21V20H183ZM3 22V21H2ZM4 22V23H5ZM6 22V23H7ZM16 22V21H15ZM40 22L41 23H43L42 22V20H40ZM39 22V24L41 25V23ZM44 22V23H45ZM204 22V23H203ZM1 23V22H0ZM18 23V22H17ZM24 23H27V22H24ZM43 23V24H44ZM64 23V22H63ZM194 23V22H193ZM214 23V24H215ZM216 23V24H217ZM221 23V24H222ZM230 23V24H229ZM29 25H30V23H28ZM28 24H26V26H28L29 27V25ZM35 24V23H34ZM33 24V25H34ZM42 24V26L44 27V25ZM53 24V25H54ZM208 24H210V25H212V22H208ZM215 24V25H216ZM8 25V24H7ZM13 25H14V23H13ZM204 25V26H205ZM225 25V26H226ZM34 26H36V25H34ZM33 26V27H34ZM50 26H51V24H50ZM60 26V25H59ZM61 26H62V24H61ZM217 26H218V24H217ZM216 26V27H217ZM221 26V25H220ZM238 26V27H237ZM248 26V25H247ZM246 26V27H247ZM8 27V26H7ZM26 28V32H25V34L26 35H28L27 34V29L29 30L30 29V27L29 28ZM37 28H39V27H41V26H39V25H37L36 26ZM35 27V29L37 30V28ZM54 27V26H53ZM215 27V26H214ZM227 27V26H226ZM243 27V28H242ZM242 28V29H241ZM248 28H249V26L247 27V29H246V33L247 32H249V30H248ZM8 29V28H7ZM14 29H16L17 30V28H14ZM53 29H59L60 30V28L58 27V28H53ZM8 30H10V29H8ZM19 30V29H18ZM41 30V29H40ZM59 30H57V32L59 31ZM238 30V29H237ZM248 30V31H247ZM24 31V30H23ZM31 31V30H30ZM39 31V30H38ZM38 31H36L37 32V35H38ZM55 31V30H54ZM231 30H229V33H231L230 32ZM240 31H232V32H235L234 34H236V32H240ZM12 32L14 33L15 31L14 30H12ZM17 32V31H16ZM15 32V33H16ZM57 32H55V33H57ZM240 32V33H241ZM245 31H243L242 33H244ZM9 33V32H8ZM11 33V32H10ZM228 33V34H229ZM240 33H238L239 35H240ZM18 34V33H17ZM17 34H15V36L17 35ZM32 34V31H31V33L29 34V35H31ZM34 34L36 35V33H35V31H34ZM59 34V33H58ZM60 34H61V32H60ZM227 34V33H226ZM245 34V33H244ZM243 34V35H244ZM248 35H249V33H247ZM231 35H232V33H231ZM237 35V34H236ZM236 35H232V37L234 38ZM242 34H241V36H243ZM8 36V35H7ZM9 36H11V35H9ZM39 36V35H38ZM46 36V35H45ZM44 36V37H45ZM62 36V35H61ZM225 36V35H224ZM247 36V35H246ZM252 36H249V38L250 37H252ZM18 37H20V36H18ZM18 37H13V38H18ZM36 37V38H35ZM63 37V36H62ZM227 37H228V35H227ZM248 37V36H247ZM2 38L3 39H1V34H0V40L2 41H4V43L2 44L1 43V41H0V45H1V47H3V45L5 44V45H7L5 42L8 40V39H10L11 38V41L10 42H12L13 43V41H14V39H13V41H12V37H10V38H8V39H6V41H5V39H4V36H2ZM6 38V37H5ZM25 38H27V37H25ZM30 38V37H29ZM28 38V39H29ZM36 39V41H37V36H34L33 35V37H32V35H31V39ZM226 38V37H225ZM230 38V37H229ZM248 38V39H249ZM19 39V38H18ZM32 39V42L30 43L31 45V47H33V49H35V45H36V43H35V45H33L34 43H33V40ZM228 39V38H227ZM232 39V38H231ZM230 39V40H231ZM234 39H237V37L236 38H234ZM250 40V39H249ZM249 40L248 41H246L247 43L249 42ZM16 42L18 41L17 39L15 40ZM21 41V40H20ZM19 41V47H22V48H24L25 49V44H26V42H24V40H23V43H25L24 45H23V43L22 44H20L21 42ZM29 42H30V40H28ZM8 42H9V40H8ZM236 42V41H235ZM246 42H244V43H246ZM12 43H9V45L11 46V47H15ZM15 43V42H14ZM17 43H15V45H18ZM33 43V44H32ZM39 43H41V41H39L38 42V48L40 49V47H39ZM43 43V42H42ZM243 43V44H244ZM247 43H246V45H247ZM8 45V47H10ZM20 45H23V46H20ZM224 45L226 46V45H228L227 43H226V41L224 42V41H220L218 38H214V39H211L210 41H208L206 44H205V49L204 50H206L205 51V53H201V55H203V57H202V59L201 60H206V61H212L213 60V57H214V59H215V61L213 60L212 62L213 63H215V66H213V67H210V68H212L213 70H210V71H208V68L206 67V66H208V65H206V66H204V64H206V62L205 63H203V66L207 69V71H205V70H202L203 71V73L202 74H204V76H206V77H199V78H197V80H195L194 79V77H192V79L190 80L189 79V81H191V83H193L194 81L196 82H198V86H196L197 88H196V90L198 89V91L199 92H197L196 94H197V96H195L194 95V92H192L193 93V95L194 96H190V98L189 97H187V99L189 100L190 99V102H193V103H199V105H203L204 103H206V102H213L214 103V105H216V107L212 104V107H214V108H207V110H206V108H203V109H205L204 111L205 112H207L210 116H212V118L215 120L216 118H214V117H217V118H220L221 117V115L226 111V109L227 108H230V109H233V113H234V109H235V102L237 103V101L236 100H234V98L233 97H235L233 94H231V92L233 91V90H235V89H232V91L230 92V93H227L226 91H225V87H226V89H229L228 91H230V88H231V84H234V82H233V80L235 79H232L230 76V78H231V80H230V78H219L218 76L216 77H214L213 75H215V72L216 71H218L219 69H221L220 68V66L218 67L217 66V63L219 62L218 60V62L216 63V56H218L216 53H214V52H219V55L221 54V55H225V53L223 54V53H221L220 51L221 50H223V47H224ZM242 45V44H241ZM245 45V46H246ZM247 45V46H248ZM26 46H27V44H26ZM44 47V45L43 44H41V47ZM229 46H230V44H229ZM228 46V47H229ZM243 46V48H238V49H242L243 51H244V49H246V47L244 46V45H242ZM18 47V46H17ZM14 48L15 50L14 51H21L22 50V48ZM28 47V46H27ZM42 47V48H43ZM42 48H41V50H42ZM251 48V49H250ZM0 49H2V48H0ZM11 49H13V48H11ZM21 49V50H20ZM23 49V50H24ZM246 49V50H247ZM3 50H5V49H2L1 51L3 52ZM32 50V49H31ZM35 50H37V46H36V49ZM34 50V51H35ZM245 50V51H246ZM0 51V53H2ZM27 51V50H26ZM25 50L24 51H21V52H26ZM169 51V50H168ZM248 51L247 52H245V53H248ZM33 52V51H32ZM36 52V51H35ZM34 52V53H35ZM39 52V53H38ZM40 52H42V51H40V50H37V53L38 54H41ZM165 52H167V51H165ZM223 52V51H222ZM225 52V51H224ZM238 52H239V50H238ZM240 52H242V51H240ZM259 52V53H258ZM262 52V53H261ZM5 52H3L1 55H3ZM11 53H13L12 51L11 52H8V54H11ZM19 53V52H18ZM18 53H13V54H11V55H13V57L15 56V55H18V57L17 58H13L12 59V57L10 56V55H8V54H4V55H8V56H10V59H12V63L10 62V60H9V57L7 56V58H6V60L4 61L5 63L4 64H6L7 62V60H8V62H10V63H7L6 64V66H10L9 64H11L12 66H14V65H16V66H18V68L17 69H19L21 72H30L31 70H33L34 68V70L33 71H31V74L33 73V72H35L34 74H36V71L37 72H39V70H44L45 69V67L48 65V63H49V59H51V58H48V60L47 59H45L46 61V63H47V65H45V67H44V69H42L43 67H42V65H44V64H46V63H41V68L40 69H38L37 68V66H38V63L40 62L39 61V59H38V61L39 62H37L36 64L35 63H33V62H36V61H32V63H31V61L29 60V58L27 59V60H25V61H28L29 60V62L31 63V64H35L36 65V67H35V65H32V67H34V68H32V69H27L26 68V66L28 65V64H30V63H28L27 62V64L25 65L24 63H22V62H15L14 60L16 59H18L19 58V55L20 54H18ZM43 53V52H42ZM171 53V52H170ZM213 53H214V55H216V56H214L213 55ZM252 52H249V54H251ZM22 54V56H21V60L23 59L22 57L24 56L23 55V53H21ZM25 54V53H24ZM28 54H29V56H30V52H28ZM169 54V53H168ZM259 54V55H260ZM167 55V54H166ZM41 56H42V54H41ZM43 56H45V55H43ZM170 57H172V54L171 55H169ZM219 58H222V56L220 57V56H218ZM225 57H226V55H225ZM262 57V56H261ZM2 58H5V57H2ZM2 58H0L1 60H2ZM46 58V57H45ZM204 58V59H203ZM4 60V59H3ZM3 60H2V62L1 63H3ZM19 60H20V58H19ZM18 60V61H19ZM222 60V59H221ZM52 62H53V60H51ZM50 61V62H51ZM89 61V60H88ZM204 61H202V62H204ZM55 62V61H54ZM197 62V61H196ZM221 62V61H220ZM219 62V63H220ZM13 63H14V65H13ZM54 63H51V65L49 64V66H47V68L48 67H51V69H53L54 67H57V66H54L53 65ZM57 63H55V65H56ZM89 65H90V63H88ZM191 64H193V62L191 63ZM257 64V63H256ZM84 65V64H83ZM254 65V64H253ZM4 66V65H3ZM12 66H10V67H12ZM31 66V65H30ZM29 66V67H30ZM39 66V67H40ZM53 66V67H52ZM85 66V65H84ZM83 66V67H84ZM192 66H195V65H192ZM202 66V67H203ZM255 66V65H254ZM260 66V65H259ZM5 67V66H4ZM78 67H80L81 68V65L79 66V65H77V68ZM214 67H218L217 68V70L215 71L214 70ZM256 67H257V65H256ZM38 70H37V69ZM58 68H59V66H58ZM190 68L191 67H189V70H190ZM209 68V69H210ZM16 69V70H17ZM50 68H48L47 70H49ZM255 69V68H254ZM13 70H15V69H13ZM18 70V72L19 73H17V74H20V71ZM27 70V71H26ZM47 70H45V71H47ZM58 70H61L62 71V68L61 69H58ZM77 70V69H76ZM84 70V69H83ZM97 71H95V72H98V69H96ZM262 70H263V68H262ZM41 71V72H42ZM45 71H43V74L44 75H46V74H48V72L47 73H45ZM54 71L55 72H57V68H55L54 69ZM71 71V70H70ZM75 71V70H74ZM191 71H195V69L194 70H191ZM201 71V72H202ZM215 71V72H214ZM261 71V70H260ZM259 71V72H260ZM6 72H8V71H6ZM17 72V71H16ZM50 72V71H49ZM76 72H79V70L78 71H76ZM75 72V73H76ZM204 72H206V74L204 73ZM208 72V73H207ZM219 72V71H218ZM257 72V71H256ZM14 74H15V71L13 72ZM27 73H26V75L25 76H28L29 77V75H27ZM58 73V75H62L61 73L59 74V71L57 72ZM57 73H56V75H54V76H56L57 78H55V77H50V79H49V75H48V77H47V79L51 82H49L47 79L45 80V78L43 79V75H40V72L39 73H37L36 75H37V77H38V75L41 77V76H43V77H41V78H37V80H39V79H41V81H40V83H43V80H44V83L45 84H47V82H48V84H47V88H48V86L50 85V84H52V86H53V84H54V82H53V78H54V80L55 79H57V81H58V79L60 80V82L62 83L63 81H61V80H63L60 76H58L57 75ZM62 73H64L63 71H62ZM72 72H70L69 74H71ZM217 73V72H216ZM258 73V72H257ZM261 73V72H260ZM264 73V72H263ZM12 74V73H11ZM54 74V73H53ZM53 74H51L52 76H53ZM66 75L67 77L68 76H70V75ZM78 74V73H77ZM193 74H194V72H193ZM196 74V73H195ZM194 74V75H195ZM239 74V73H238ZM253 74H255V72L253 73ZM3 75H6L5 74V72H4V74ZM8 75V74H7ZM21 75H23L22 73L20 74V76ZM33 75V74H32ZM35 75V76H36ZM64 75V74H63ZM75 75V74H74ZM190 75V74H189ZM243 75V74H242ZM251 75V74H250ZM260 75V74H259ZM262 75V74H261ZM9 76H10V73H9ZM24 76V75H23ZM22 76V78L24 79V77ZM66 76H64V77H66ZM72 78H73V73H72ZM71 76H70V78H71ZM79 76L81 77V75H80V73H79ZM78 76V77H79ZM193 76V75H192ZM213 76V77H212ZM234 77H235V75H233ZM237 76H239V75H237ZM243 76H245V75H243ZM253 76V75H252ZM252 76H249L248 75V77H252ZM14 77V75L12 76V78ZM31 77V76H30ZM29 77V78H30ZM58 77H60V78H58ZM63 77V76H62ZM66 77V78H67ZM75 77H76V75H75ZM74 77V78H75ZM223 77V76H222ZM226 77V76H225ZM240 77V76H239ZM6 78H8V77H6ZM11 77H9L8 79H10V80H12L13 81V79H12ZM15 78V77H14ZM21 78V80L22 81H20V88H21V85H23L21 82H24V85L26 84V82L23 80ZM25 78H27V77H25ZM29 78H27L28 80H26L27 82L28 81H30L31 83H32V79H33V77L31 78V80L29 79ZM35 78V77H34ZM69 77L66 79L67 80V82L68 81H70L71 79H70ZM260 78V77H259ZM264 78V77H263ZM81 78H79V80H80ZM96 79H98V78H94L92 81L93 82H91V83H96L97 85L99 84V86H100V83H97V80ZM227 79H229L230 81H225V80H227ZM240 79V78H239ZM239 79H237V81L239 80ZM245 79H247V80H249V78H245ZM244 79V81H241V79H240V81L239 82H237L236 81V83H241V82H244L243 84L245 85V83H246V81L247 80H245ZM36 80V79H35ZM66 80H65V78H64V81L66 82ZM75 79H73V81H74ZM87 80V79H86ZM96 80V81H95ZM250 80H252L251 78H250ZM7 81V80H6ZM19 80H17V83H19L18 82ZM72 80H71V83L70 82H68L69 83V85H65L66 86V88H64L63 87V84H64V82L62 83V84H59L60 85V88H58L59 89V91L60 92H64V95L62 94V93H60V94H62V95H60L59 94V91H58V89H57V87H56V91L58 92H56L53 88H51L52 86H50L49 87V90L45 87L46 85H44V83H43V85H42V91L38 88L41 84L40 83H38L37 81L34 83V84H39V85H37L38 87L37 88H35V85L33 86V87H31L30 89H29V87L30 86H28V85H33V83L32 84H29L30 82H28L27 84V86H28V88L27 87H25V86H22L23 87V89H25V88H27L28 90H29V92H30V90H32L33 88H35V90H40L41 92H43V90H45L46 89V92L44 91V93H49L48 91H50V92H54V93H57L56 95H55V98H56V96L59 94V96L61 97V96H64L65 97V91H64V89H67L68 87H70L69 89L72 91L73 90V88H74V91L73 92H69V89H68V92L69 93H66V94H72L73 95V93L76 91V93H74V94H76V95H78V93H79V91L77 90V88H76V83H77V78H76V82H75V86H73V88L71 89V86H72V84H74V83H72L73 82ZM99 81H103L102 83H106L107 84V87H108V82L109 81H107V79H105V81H107V82H105L103 79H98V82ZM254 80H252V82H253ZM53 82V83H52ZM59 82V83H60ZM90 82H88V84H86V85H88V86H90L89 88H90V92H91V83ZM197 82H196V84H197ZM248 82V81H247ZM9 83V82H8ZM50 83V84H49ZM58 83V82H57ZM91 85H90V84ZM190 83V84H191ZM234 84L233 86H232V88L233 87H235L237 84ZM251 83V82H250ZM264 83V82H263ZM67 84V83H66ZM70 84H71V86H70ZM255 84V83H254ZM56 85H58V84H56V81H55V84H54V86H56ZM86 85H85V87H86ZM97 85H94V88H95V86H96V88L98 89V88H101L102 86H104L103 84H101L102 86H100V87H97ZM252 85V84H251ZM250 85V86H251ZM259 85V84H258ZM53 86V87H54ZM62 86V87H61ZM88 86L85 88H83L84 89V91H83V89H80V88H78V89H80V94L81 93H83V92H85V93H83L82 95L83 96H81L80 97V94L78 95L79 96V98H77L76 99V103H75V105L76 104H78L77 103V100L79 99L80 100V98H81V102L79 101V104L81 103L82 104V106L86 103V99H85V97H84V94H85V96H87V91H88V93H89V88H88ZM93 86V85H92ZM239 86H241V85H239ZM254 86V85H253ZM45 87V88H44ZM106 87V86H105ZM109 87H111V85L109 84ZM108 87V88H109ZM193 87V86H192ZM228 87V88H227ZM230 87V88H229ZM246 87V86H245ZM260 87V86H259ZM261 87H263L262 85H261ZM62 88H64L62 91H61V89ZM93 88V87H92ZM113 87H111V90H113L112 89ZM194 88V87H193ZM216 88H217V90L219 89V88H222V90H223V88H224V91L227 93V94H222V93H217V90H216ZM236 88V87H235ZM250 88H252V87H250ZM12 89H13V87H12ZM86 89V90H85ZM88 89V90H87ZM110 89V88H109ZM189 89H190V87H189ZM216 90L215 92L217 93H215V92H213V90ZM8 90V89H7ZM14 90V89H13ZM35 90H33V92L35 93ZM53 90V91H52ZM117 89L115 88V91H116ZM25 91V90H24ZM23 91V92H24ZM27 91V90H26ZM26 91L24 92L25 94H26ZM78 91V92H77ZM194 91V90H193ZM224 91H223V93H224ZM262 91V90H261ZM29 92L26 94V95H28L29 94ZM32 92V91H31ZM118 92V91H117ZM117 92H115L116 93V95L119 93H117ZM212 92H213V94H212ZM222 92V91H221ZM264 92V91H263ZM33 93V94H34ZM37 93H40L39 91L37 92ZM96 93H99V91H96ZM96 93H94V95H92V96H94L95 97V100H96V102L95 101H93L92 100V103H94V104H96L97 103V100H99L100 101V98L99 99H97L96 98V96L98 95V94H96ZM110 93H114L113 91L112 92H110ZM200 93V94H199ZM215 93V94H214ZM232 93H234V92H232ZM261 93V92H260ZM15 94H17V93H15ZM19 94V93H18ZM17 94V95H18ZM25 94L23 95V97L25 96ZM31 94L32 93H30L28 96H31ZM32 94V95H33ZM36 94V93H35ZM45 94V97H47V95ZM70 94V95H71ZM90 94H92V92L90 93ZM191 94V93H190ZM209 94H212V95H209ZM20 95V94H19ZM71 95V96H72ZM96 95V96H95ZM192 95V94H191ZM199 95V96H198ZM14 96V97H13ZM15 96L16 95H12V97L14 98V100L16 99V98H18V97H16L15 98ZM21 96V95H20ZM28 96H26V97H28ZM59 96H57V98L56 99H58V97ZM69 95H66V98H65V100L66 99H70L71 100V97L69 98L68 97ZM73 96H75V95H73ZM91 96V95H90ZM258 96V95H257ZM44 97V96H43ZM59 97V100L58 101H60V102H64L65 100H62L63 98H60ZM88 97V96H87ZM98 97H99V95H98ZM259 97V96H258ZM21 97H19L18 99H20ZM32 98H33V96L31 97V100H32ZM73 98V97H72ZM75 98V97H74ZM17 99V100H18ZM22 99V98H21ZM24 99V98H23ZM23 99H22V101H18V103L19 104H21V103H24V104H26V105H29V104H27L26 102H27V100L29 99V98H27V100H25L24 102H23ZM47 99V98H46ZM55 99V100H56ZM83 99V100H82ZM92 98H90V100H91ZM236 99V98H235ZM259 99H260V97H259ZM62 100V101H61ZM75 99H73V101H74ZM84 100H86L85 101V103H84ZM29 101V100H28ZM72 101V100H71ZM72 101V102H73ZM253 101H255V102H260V104H262V105H264V95L261 97V99L258 101H256V100H253ZM31 102V101H30ZM30 102H28V103H30ZM60 102H56V104H57V107L56 106H53V108H51V110L52 109H54L55 110V108L57 109L58 108V105L59 106H62V105H60L61 103ZM62 102V103H63ZM75 102V101H74ZM74 102H73V104L72 103H70V104H65V102L63 103L64 105V107L65 108H62V107H59V111L57 110V112H59V126L60 127H62V128H64V127H66L67 125H69V126H67L68 127V129H72L73 130V132L76 134V139H77V142H79L78 143V146H80V147H78L79 149H81V150H83L85 153H89L90 155H92L93 156V158H92V156H90V155H88L89 157H91V159L93 160H91V159H88V158H86V161H87V159L89 160V162L91 163V162H93V164L95 165V167H97V168H99L100 170H103V173H108V177H109V179H110V176L111 177H116V179L118 178H120V177H122L123 175H124V172L126 173V171H124L125 170V164L127 163V160H130L129 158H131L132 159V157H135V158H139V162H140V164L143 166H141V168L143 169V171H142V180H143V182L141 183V182H139V181H137L136 182V185L135 186H137V189H141V191H142V193H143V191H144V193H145V196H146V191H147V193H148V195L146 196V197H150V196H152V199H153V197H154V199L156 200V203H157V205H159V206H161V207H159L158 206V208H157V205L155 206V204L156 203H154L153 201H155V200H152L151 199V201L153 202V204H154V209H155V207H156V209H162V210H164V208L165 209H167V210H169V212L168 211H166V210H164V212L166 211L170 216V219L171 218H174V219H176V220H178V222H176V221H173V220H171V221H173V223L174 222H176V223H180L181 225H182V227L184 226V227H186L188 230L189 229H193V230H195L194 232L196 233V231L198 232V230L199 231H201V230H203V232L205 233V231L204 230H206V229H208L209 230V228L210 227H212L213 226V222L211 223V221H212V219H216V221H218L217 223H215L216 225H218V224H221V225H219V227L220 226H222V225H225V227H226V225L229 227V230H230V228H231V225H233V218H232V216H231V213H230V209H229V207H228V203H229V198L230 197H233L234 199H235V201L237 202V204H238V206L239 205H241V206H244V203H243V201L244 200H246L245 198L247 197L248 198V196H243V195H240L241 196V198L243 199V197H244V200L243 201H241V200H239L238 198H240V197H238L239 196V194H240V191L237 193V189H236V187L238 188V186H236V182H238V181H231V180H236L235 179V175L237 174V170H236V166H235V170L236 171H231V169H232V166L234 167V165L235 164H239L240 162L242 163V161L241 160H243V159H240V157H242L243 155H242V151H245V149H246V146L248 145L247 144V141H249V139H248V137H244V136H240V134L242 133V132H240V131H242V128H241V130L239 131V136H237V137H239V138H235V137H232L233 135H235V134H232L233 133V129H231L230 127V129H229V133H230V135H229V137L227 136V134H226V136L227 137H223L224 139H223V141H222V139H218V142H217V144L219 143V141L221 142V143H219V145H217L218 147V149H219V151L220 152H217L216 154L219 156V154L221 155V153H222V155H223V152H224V155L222 156V158L219 156L218 157V159L217 160H219V158H221L220 160H222L221 161V163H220V160L219 161H217L218 163H220V165L218 166H216L215 168L216 169H213V172H209L208 171V169H206V171H205V173L204 174H210V173H213V174H215L214 172H216V170H217V174H215L216 176V178H220L219 179V182L221 183V185L219 184V182L218 181H216V180H218V179H216L215 181V183L212 185V188H208V186L210 185V184H208V185H206L207 184V182L209 183V181H206V184H205V182H203V180L201 179V178H198V176H196L195 174L198 172V173H200L199 171H201V174H202V170H197L196 171V173H194L195 172V170H194V172L192 171L193 169H190V168H192L193 166H190V163L191 162H187L188 161V159H187V161H186V159L185 160H180L179 159V155L180 156H182L183 154H180L178 151L180 150V147H179V150L176 152L174 149L175 148H177V147H173L174 149H171L172 150V153L170 154V156L168 155V154H166L167 153V150L170 152V150L169 149H167V150H165L164 149V147L162 148V145H160V144H158V140H153L152 138H151V136H150V133L152 132V131H150V133H148V131H145V132H141V130H139V131H137L138 129L137 128H139V127H135L136 129H134V127H133V122H134V120H136V119H138L139 121L138 122H140V119H142V118H133L134 120H131L132 118L130 117V120L131 121H127V118L125 117V114H123V117L122 118H124L125 117V119L126 120H124V119H122L121 117H119V116H121L120 115V113H122L121 112V110L122 111H125L123 108H122V105H121V107H118V109H121L120 111H118V109L116 110V108L114 107V109H115V111L113 112V110H112V108L110 107V111H108L109 110V108H108V106H110V104L108 105L107 104V106L105 105V103L101 100V102H103V104L102 103H100V104H96V106H98V109H100V111H102L101 109V107H107L108 108V110L106 109V107H105V109H106V111L103 109V111H105L108 115H106L105 114V116H107V118L105 117L104 119H106L110 124H106L107 125V127H109V128H107V127H105V128H103V129H100L101 127H100V118H102L103 116H104V114H103V116H102V114L101 113H104L103 111L102 112H100V114L98 113V116L94 113V111L97 109V107L95 106L94 108H93V105H92V111L91 112H93L92 113V116H94V114H95V116H97V121L99 122H96V124H99V126L98 125H96V124H94L95 123V121H93L94 123H92L90 120H88L89 118H90V116L88 117L87 115H85V116H87V118L84 116V114H87V112H89V111H87V112H83L82 113V115H80V116H82V118H80L78 115L81 113V112H74V110L76 111L77 110V107H75L76 109H73V108H71L72 109V111H70L69 110V107L68 106H71V105H74ZM120 102V101H119ZM224 102V104H229L228 106L226 105H224L223 107H222V103ZM232 102H234V103H232ZM249 102V101H248ZM44 103H46V102H44ZM251 103V102H250ZM250 103H248V104H250ZM78 104V105H79ZM87 104H88V101H87ZM102 104V106H100L99 107V105H101ZM257 104V107L259 106L258 104L259 103H256ZM255 104V105H256ZM74 105V106H75ZM105 105V106H104ZM234 105V106H233ZM46 106H47V103H46ZM74 106H72V107H74ZM77 106V105H76ZM87 106H89V105H87ZM112 106V105H111ZM119 106V105H118ZM187 107L188 106H190V105H186ZM207 106H208V104H207ZM218 106V107H217ZM234 108H233V107ZM250 106H251V104H250ZM79 107H81V105H79ZM78 107V108H79ZM123 107H125L124 105H123ZM198 105L196 104V105H194V107H193V109H195V110H198ZM205 107V106H204ZM208 107H210V105L208 106ZM232 107V108H231ZM237 107V106H236ZM242 107V106H241ZM246 107V106H245ZM249 107V106H248ZM21 108H23V107H21ZM27 108V107H26ZM25 107H24V109H26ZM30 108V107H29ZM45 108V107H44ZM82 108H84V109H82ZM87 109H90L91 107H86ZM239 108V107H238ZM243 108V107H242ZM259 108H260V106H259ZM258 108V109H259ZM28 109V108H27ZM50 109V108H49ZM48 109V110H49ZM97 109V110H98ZM126 109V108H125ZM129 109H131V108H129ZM129 109L127 110V112L129 111ZM136 108H134V110H135ZM201 109V108H200ZM202 109V110H203ZM245 109V108H244ZM246 109H247V107H246ZM17 111H18V108L16 109ZM69 110V111H68ZM81 110H83V111H85V106L84 107H81ZM81 110H79V111H81ZM96 110V111H97ZM112 110V111H111ZM224 110V111H223ZM236 111H238L237 109H235ZM251 110V109H250ZM21 111H22V109H21ZM27 111H29V110H27ZM50 111V110H49ZM53 111V110H52ZM108 111V112H107ZM133 111V110H132ZM131 111V112H132ZM189 111H191V110H189ZM232 111V110H231ZM230 110H229V112H231ZM247 111H248V109H247ZM252 111V110H251ZM23 112V111H22ZM24 112H26V110L24 111ZM98 112H99V110H98ZM110 112H111V114H110ZM118 112H119V114H118ZM137 112V111H136ZM196 112V111H195ZM228 112V111H227ZM224 113L223 115H225L226 116V114H227V116H228V113ZM245 112V111H244ZM255 112V111H254ZM18 113H19V111H18ZM28 113V112H27ZM31 113V112H30ZM39 113H41V112H38V114ZM50 113V112H49ZM52 113H55V112H52ZM112 113H114V114H116V117H113V118H116L114 121V123H113V121H112V119H111V116L110 115H112ZM138 113V112H137ZM145 113V112H144ZM192 113V112H191ZM190 113V114H191ZM253 113V112H252ZM256 113V112H255ZM261 113V112H260ZM41 114H43L44 115V113H41ZM88 114H90V112L88 113ZM110 114V115H109ZM113 114V115H114ZM127 114V113H126ZM129 114V113H128ZM142 114V113H141ZM249 114H251V113H249ZM32 115V114H31ZM42 115V116H43ZM50 115H53V114H50ZM99 115H101L100 116V118L98 119V117H99ZM112 115V116H113ZM143 115V114H142ZM146 115V114H145ZM193 115V114H192ZM200 115V114H199ZM203 115V114H202ZM255 115H257V113L255 114ZM41 116V117H42ZM92 116H91V119H95V116H94V118H92ZM108 116H109V119L110 120H108ZM115 116V115H114ZM127 116V115H126ZM144 116V115H143ZM191 116V115H190ZM189 116V117H190ZM198 116V115H197ZM249 116V115H248ZM250 116H252L253 117V115H250ZM24 117V116H23ZM23 117H21L22 119H23ZM29 118H30V116H28ZM47 117V116H46ZM45 117V118H46ZM118 117H119V119L120 120H117L118 119ZM135 117H137V116H135ZM196 117V116H195ZM255 117V116H254ZM253 117V118H254ZM256 117H258V115L256 116ZM260 117V116H259ZM258 117V118H259ZM261 117H263L264 118V116L262 115ZM25 118H27V115H26V117ZM29 118H28V121H29ZM31 118H32V116H31ZM30 118V119H31ZM82 120H80V119ZM192 118V117H191ZM198 118V117H197ZM225 118V117H224ZM231 118V117H230ZM247 118V117H246ZM249 118V117H248ZM252 118V119H253ZM257 118V120H259ZM262 118V119H263ZM103 119V118H102ZM128 119H129V116H128ZM145 119V118H144ZM194 119V118H193ZM227 119V118H226ZM234 119H235V117H234ZM261 119V120H262ZM24 120V119H23ZM31 120H35V118H32ZM105 120V121H106ZM147 122L149 121L148 119H145ZM237 120V119H236ZM257 120H256V122H257ZM27 121V120H26ZM25 121V122H26ZM27 121V122H28ZM36 121V120H35ZM57 121V120H56ZM88 121H90V122H88ZM112 121V122H111ZM133 121V122H132ZM143 119H142V122L141 123H139V124H141L142 125V123H143ZM146 121H145V123H146ZM193 121V120H192ZM248 121H249V119H248ZM252 122H253V120H251ZM264 121V120H263ZM31 122V121H30ZM30 122H29V126L31 125V124H33V123H35V122H33V123H31L30 124ZM36 122H38V124L40 123L39 121H36ZM108 122H106V123H108ZM130 122H131V124H130ZM138 122H136V123H138ZM196 122V121H195ZM250 122V121H249ZM256 122H253V124L254 123H256ZM260 122V121H259ZM56 123V122H55ZM58 123H56V124H58ZM261 123H263V122H261ZM56 124H55V126H56ZM102 124H104V125H102ZM133 124V125H132ZM139 124H138V126H139ZM149 124V123H148ZM238 124V123H237ZM251 124V123H250ZM249 124V125H250ZM27 125V124H26ZM101 125L102 126H105V123H101ZM136 126H137V124H135ZM147 125V124H146ZM146 125H144L143 124V127L145 128L146 127ZM248 125V124H247ZM257 125V124H256ZM262 125V124H261ZM52 126V125H51ZM50 126V127H51ZM59 126H56L57 128L59 127ZM149 126V125H148ZM147 126V127H148ZM150 126H152L151 125V123H150ZM149 126V127H150ZM236 126V125H235ZM241 126H243L244 127V125H241ZM258 127H259V125H257ZM28 127V126H27ZM38 127H40V126H38ZM66 127V128H67ZM99 127V128H98ZM112 127V128H111ZM143 127H141L140 126V129H142ZM245 127H246V125H245ZM250 128H252L251 127V125L249 126ZM254 127V126H253ZM261 127V126H260ZM262 127H264V126H262ZM53 128V127H52ZM51 128V129H52ZM248 128V127H247ZM42 129V128H41ZM50 129V128H49ZM68 129H66V130H68ZM224 129V128H223ZM228 129V128H227ZM238 129V128H237ZM236 129V130H237ZM240 129V128H239ZM238 129V130H239ZM53 130H54V128H53ZM60 130H62V129H60ZM154 130V129H153ZM232 131V133H231V131ZM244 130V129H243ZM252 130H254L253 128H252ZM257 130V129H256ZM38 131V130H37ZM52 131V130H51ZM55 131H56V128H55ZM58 131H59V129H58ZM69 131V130H68ZM68 131H66L65 133H67ZM218 131V130H217ZM222 131V130H221ZM221 131L220 132H218V133H220V134H218V135H216L215 137H219L220 135H222L221 134ZM246 131V130H245ZM250 131V130H249ZM46 132V131H45ZM54 132V131H53ZM147 132V133H146ZM225 132V131H224ZM224 132H222L224 135H225V133ZM238 132V131H237ZM237 132H236V135H238L237 134ZM246 132H248V131H246ZM260 132V131H259ZM59 133V132H58ZM63 133V132H62ZM61 133V134H62ZM68 133H70V132H68ZM206 133V132H205ZM210 133H212V131H210ZM49 134H50V132H49ZM53 134H55V133H53ZM60 134V135H61ZM153 134H154V132H153ZM207 134V133H206ZM262 133H260V135H261ZM45 135V134H44ZM48 135V134H47ZM70 135H71V133H70ZM214 135V134H213ZM251 135V134H250ZM250 135H248V134H246L245 136H249L250 137ZM259 135V136H260ZM40 136V135H39ZM52 136H55V135H52ZM58 137H59V134L57 135ZM63 136V135H62ZM88 136H91L93 139H92V141L90 142V143H88V145H85L84 144V140L86 139V137H88ZM155 136V135H154ZM205 136V135H204ZM208 136V135H207ZM40 137H42V135L40 136ZM252 137V136H251ZM261 137H263V136H260L259 137V140L261 139ZM75 138V137H74ZM160 138V137H159ZM158 138V139H159ZM220 138V137H219ZM264 138V137H263ZM263 138L261 139V141H263ZM45 139V138H44ZM59 139V138H58ZM60 139H62V138H60ZM75 139V140H76ZM251 139V138H250ZM41 140H43V137H42V139ZM49 140H50V138H49ZM57 140V139H56ZM160 140L162 141V139L160 138ZM159 140V141H160ZM194 140V139H193ZM196 140V139H195ZM204 140H206V138L204 139ZM253 140H255V139H253ZM252 140V141H253ZM51 141H52V139H51ZM209 141V140H208ZM258 140H256V142H257ZM44 142V141H43ZM46 142V141H45ZM54 142V141H53ZM57 142H58V140H57ZM162 142H164V141H162ZM187 142H189V141H187ZM205 142V141H204ZM210 143H213L212 142V140L211 141H209ZM216 142H214L213 144H215L216 145ZM254 142V141H253ZM60 143V142H59ZM160 143V142H159ZM170 143V142H169ZM194 143V142H193ZM201 143H203V142H201ZM200 143V144H201ZM251 143V142H250ZM263 143V142H262ZM62 144V143H61ZM168 144V143H167ZM185 144V143H184ZM191 144V143H190ZM199 144V143H198ZM197 144V145H198ZM252 144V143H251ZM256 144V143H255ZM163 145H164V143H163ZM168 145H170V144H168ZM215 145H214V150H215ZM257 145V144H256ZM260 145V144H259ZM165 147L167 146V145H164ZM186 146V145H185ZM209 146H213V145H209ZM244 147H245V149H244ZM248 147V146H247ZM251 147V146H250ZM253 147V146H252ZM213 148V147H212ZM217 148H216V150H217ZM243 148V149H242ZM258 148V147H257ZM78 149V150H79ZM208 149V148H207ZM206 149V150H207ZM255 149H256V147H255ZM77 150V151H78ZM205 150V151H206ZM209 150H212V152H213V149H209ZM209 150H207V152H209ZM247 150V149H246ZM252 150V149H251ZM261 150V149H260ZM259 150V151H260ZM80 151V150H79ZM181 151V150H180ZM204 151V150H203ZM202 151V154H205L206 152L204 151L203 152ZM241 151V152H240ZM264 151V150H263ZM84 152H79V153H83V154H80V155H86ZM212 152H209L210 154H213V153H215V151L212 153ZM240 152V153H239ZM253 152V151H252ZM252 152L250 153V154H252ZM256 152V151H255ZM254 152V153H255ZM179 153V154H178ZM183 153H185V152H183ZM219 153V154H218ZM244 153V152H243ZM257 153V152H256ZM263 153V152H262ZM261 153V154H262ZM186 154V153H185ZM188 154V153H187ZM201 154V153H200ZM241 154V155H240ZM245 155L247 154V153H244ZM258 154V153H257ZM256 154V155H257ZM264 154V153H263ZM262 154V155H263ZM167 155H168V157H167ZM208 155V154H207ZM207 155L205 154L204 155V157H203V155L201 156V155H199V156H201V159H202V157L205 159V156H206V158H208L207 157ZM217 155H215V156H217ZM248 155V154H247ZM246 155V156H247ZM78 156V158H79V155H77ZM184 156V155H183ZM182 156V157H183ZM188 156V155H187ZM210 158H212V160L214 159V160H216L214 157V154H213V156L212 155H208ZM239 156V158L238 159H240L239 161H237V162H239V163H235V164H233L232 166L230 165V163H233L234 162V160H235V158H236V160H237V157ZM245 156V157H246ZM253 156H254V154H253ZM252 156V157H253ZM264 156V155H263ZM83 157V156H82ZM85 157H87V155L85 156ZM189 157V156H188ZM248 157H249V155H248ZM261 156H258L257 158H255V159H258L257 161H258V163L261 161L260 159H262V157L260 158ZM243 158V157H242ZM83 159V158H82ZM193 159V158H192ZM201 159H200V161H201ZM203 159V160H204ZM246 159V158H245ZM264 159V158H263ZM81 160V159H80ZM91 160V161H90ZM138 160V159H137ZM193 160H195V159H193ZM196 160H198L199 161V159H196ZM195 160V161H196ZM205 160H207V159H205ZM205 160H204V162H205ZM208 160H209V158H208ZM207 160V161H208ZM247 160V159H246ZM252 160V159H251ZM260 160V161H259ZM85 161V160H84ZM189 161H191V160H189ZM195 161L193 162L194 164L193 165H195ZM199 161V162H200ZM233 161V162H232ZM245 161V160H244ZM256 160H255V164H258V163H256L257 162ZM83 162V161H82ZM213 162H215L214 164H218L216 161H213ZM263 162V161H262ZM87 163H88V161H87ZM129 163V162H128ZM127 163V164H128ZM196 163H197V161H196ZM203 163V162H202ZM201 163V164H202ZM207 162H205L204 164H205V167H207L206 164ZM209 163L210 164H212L213 165V163L212 162H210V160H209ZM247 163V162H246ZM252 163V162H251ZM254 163V162H253ZM192 164V163H191ZM261 164V163H260ZM198 165H200V164H198ZM212 165H210V166H212ZM251 165V164H250ZM254 165V164H253ZM264 165V164H263ZM255 166V165H254ZM257 166L258 165H256V168L254 167V168H252V169H254V171L257 169ZM199 167V166H198ZM202 167V169H203V167L204 166H201ZM213 167H214V165H213ZM231 167V169L229 170V168ZM240 167H242V166H240ZM259 167H262V165H260ZM218 168V169H217ZM246 168H248V167H245L243 170H245ZM209 169H212V168H210L209 167ZM59 170V169H58ZM234 170V169H233ZM239 170H240V168H239ZM242 170V169H241ZM250 170V169H249ZM259 170L260 171H262L260 168H259ZM97 171V170H96ZM192 171V172H191ZM208 171V172H207ZM210 171H212V170H210ZM251 171H253V170H251ZM257 171V170H256ZM226 172H227V174H226ZM240 172V171H239ZM250 172V171H249ZM192 173H194V175L196 176H194ZM197 173V174H198ZM242 173L244 174L245 173V171L243 172L242 171ZM242 173H240V174H242ZM248 173V170H247V172H246V174ZM251 173V172H250ZM101 174V173H100ZM104 174V175H105ZM159 174H161V175H163V177H164V180L162 179L163 177H160L159 176ZM203 174V175H204ZM239 174V173H238ZM249 174V173H248ZM253 174H255V178H256V180H257V174H258V171H257V173H253ZM104 175H103V178H104ZM107 175V174H106ZM105 175V176H106ZM245 175V174H244ZM243 175V176H244ZM257 175V176H256ZM100 176V175H99ZM201 176V175H200ZM209 176H212V174H210V175H208V178H209ZM214 176V175H213ZM212 176V177H213ZM239 176H241V175H239ZM239 177V181L243 178V179H245V177ZM248 176V175H247ZM253 176V175H252ZM161 179H160V178ZM204 177L206 178V176L204 175ZM254 177H252V178H254ZM124 178V177H123ZM232 178H234V179H232ZM247 179L249 178V177H246ZM113 179V178H112ZM111 179V180H112ZM118 179H117V181H118ZM165 179H166V181H165ZM250 179H251V176H250ZM106 180H107V178H106ZM120 180H122V179H120ZM127 180V179H126ZM167 180H168V183H167ZM249 180V179H248ZM252 180V179H251ZM113 182L114 181H116V180H112ZM204 181H205V179H204ZM213 181H214V179H213ZM213 181H212V183H213ZM242 181V180H241ZM250 181V180H249ZM124 182V181H123ZM218 182V185H220V186H218V187H220V190H216L215 192H213L214 190H213V186L216 184ZM115 183V182H114ZM117 183H119V181L117 182ZM251 183V182H250ZM252 183H255V182H252ZM112 184V183H111ZM121 184V183H120ZM119 184V185H120ZM143 184V185H142ZM248 184H249V182H248ZM247 183L245 184V185H248ZM123 185H125V184H123ZM132 185V184H131ZM217 185V184H216ZM244 185V186H245ZM129 186V185H128ZM134 185H133V187H135ZM140 186H142V187H140ZM144 186L146 187V188H144ZM242 186V185H241ZM252 186H253V184H252ZM251 186V187H252ZM261 187L260 188V190L262 189H264V178H263V176L261 177L260 176V179H258L257 180V182H256V186L255 187ZM124 187V186H123ZM130 188H131V186H129ZM243 187V186H242ZM242 187H240V188H242ZM245 187H247V186H245ZM263 187V188H262ZM136 188V187H135ZM244 188V187H243ZM250 188V187H249ZM136 189V190H137ZM140 189L137 191V193H136V191H134V193H136V194H138V192H139V195L138 196H140V194H142V193H140L141 191H140ZM143 189V190H142ZM144 189H146V190H144ZM215 189V188H214ZM216 189H218V188H216ZM250 190H252V188L250 189ZM259 190V189H258ZM259 190V191H260ZM261 190V191H262ZM123 191H124V189H123ZM130 191V193H132L133 192V190L131 191V190H129ZM129 191L126 193V195H128V193H129ZM248 191V190H247ZM261 191L259 192L260 194H261ZM255 192V191H254ZM129 193V194H130ZM143 193V194H144ZM217 193V194H216ZM263 193H264V191H263ZM133 194V193H132ZM136 194H135V197H137L136 196ZM150 194V195H149ZM214 194H216L217 196L216 197H218V199L220 198L222 201H223V203H222V207H223V209H224V212L222 213H220V211L221 210H219V209H217V208H219V207H217L216 209L217 210H219V212L218 211H216V210H214L215 209V207H216V205H213V204H215V202H212V196H215ZM245 194V193H244ZM249 194V193H248ZM251 194V193H250ZM253 194V193H252ZM125 195V197H127ZM131 195V194H130ZM129 195V196H130ZM256 195V194H255ZM264 195V194H263ZM128 196V197H129ZM133 196H134V194H133ZM251 196H254V195H251ZM250 196V197H251ZM132 197V196H131ZM130 197V198H131ZM141 197H143V198H146V197H144V195L142 196L141 195ZM141 197H139L143 202H141L140 201V199L138 200V202L140 201L141 203H143L144 204V206H145V200L147 199H145V200H143ZM148 197V199H149V201H150V198ZM264 197V196H263ZM129 198V199H130ZM134 198V197H133ZM125 199V201L127 200L128 201V198L126 199V198H124ZM137 199V198H136ZM217 199V198H216ZM250 199V198H249ZM255 199V198H254ZM131 200V199H130ZM214 201H215V199H213ZM259 200H260V198H259ZM137 201V200H136ZM251 201V200H250ZM254 201V200H253ZM257 201V200H256ZM138 202H127V203H136V205H138L139 204V207H140V205H142L143 206V204H140V203H138ZM147 202V201H146ZM218 202V201H217ZM246 202V201H245ZM249 201L247 200V203H248ZM126 203V204H127ZM150 204H152L151 202H149ZM148 203V204H149ZM209 203H212V204H209ZM258 203V202H257ZM264 203V202H263ZM147 204V203H146ZM149 204V205H150ZM256 204V203H255ZM254 204V206H252V208H255V205ZM260 204V203H259ZM261 204H262V202H261ZM260 204V205H261ZM134 206H136L135 204H133ZM132 205V206H133ZM149 205H146V207L148 206L149 207ZM210 205H213V207H212V210H210ZM127 206L129 207V205L127 204ZM131 206V207H132ZM235 206V205H234ZM151 206L149 207V208H152ZM249 207H251V206H249ZM257 207V206H256ZM262 207H264V205H262ZM138 208V207H137ZM149 208H148V210H149ZM231 208V207H230ZM234 208V207H233ZM240 208V207H239ZM251 208V209H252ZM130 209V208H129ZM131 209H133V207L131 208ZM140 209V208H139ZM144 209V208H143ZM155 209V210H156ZM237 209V208H236ZM246 209V208H245ZM261 209V208H260ZM141 210H142V207H141ZM145 210V209H144ZM147 210V209H146ZM151 210V209H150ZM149 210V212H151ZM153 210L152 209V211L153 212H151V213H155V215L156 214H158V210ZM258 211V210H256V209H253V211ZM261 210H263V208L261 209ZM155 211V212H154ZM159 212H162V211H159ZM165 212V213H166ZM264 212V211H263ZM150 213V214H151ZM164 213V214H165ZM254 213H256V212H254ZM258 213V212H257ZM257 213H256V215H257ZM160 214V213H159ZM158 214V215H159ZM168 214H166V215H168ZM259 214H262L263 215V213H260L259 212ZM258 214V215H259ZM154 215V214H153ZM161 215V214H160ZM216 215H217V218H215L216 217ZM162 216V215H161ZM161 216H157L156 215V217L158 218V217H161ZM260 216V215H259ZM163 217V219H166V221H167V219L170 221V219L168 218V217H166V218H164V215L162 216ZM258 216H256V218H257ZM262 217V216H261ZM156 218V219H157ZM259 218V217H258ZM263 218V220H264V216L262 217ZM262 218L260 219L259 218V221L260 220H262ZM262 220V221H263ZM160 221H161V219H160ZM170 221V222H171ZM261 221V223H263ZM233 222V223H232ZM172 223V224H173ZM176 223H174V224H176ZM239 223V222H238ZM260 223V222H259ZM215 224H214V226L212 227V228H214L215 229ZM178 225V224H177ZM235 225V224H234ZM233 225V226H234ZM238 225H240V224H238ZM180 226V225H179ZM178 226V227H179ZM237 226V225H236ZM263 226V225H262ZM181 226H180V228H182ZM218 227V228H219ZM222 227H224V226H222ZM239 227V226H238ZM245 227V226H244ZM6 228H8V227H6ZM186 228H182L183 230H185ZM204 228H206V229H204ZM212 228H210V229H212ZM227 228V227H226ZM226 228H225V230H226ZM201 229V230H200ZM221 228H219V230H220ZM223 229V228H222ZM221 229V230H222ZM231 229H233V228H231ZM239 229H241V226H240V228ZM175 230V229H174ZM181 230V229H180ZM188 230H186L187 232H188ZM217 230V228L215 229V231ZM221 230L220 231H218V232H221ZM227 230H228V228H227ZM235 230H236V227H235ZM245 230V229H244ZM255 230H256V228H255ZM21 231V230H20ZM19 231V229L18 230H16V229H13V230H3L2 229V235L1 236H3V234L5 233V234H7L6 236H8V235H10L11 237L12 236H20V237H31V236H33L35 233H37V231L34 233V231L32 232H24V233H22V232H20ZM190 231V230H189ZM210 231H213V230H209V231H206V233H205V236H209L210 234H207L208 232H210ZM234 232V229L233 230H231V231H229V232ZM247 231V230H246ZM251 231H253V230H251ZM258 231V230H257ZM178 232V231H177ZM184 232V231H183ZM202 232V231H201ZM202 232V233H203ZM224 232H226L227 234L229 233L228 231H224ZM233 232H232V234H233ZM239 232V231H238ZM250 232V231H249ZM259 232V231H258ZM44 233V232H43ZM42 233V235H44L45 237H47L48 239H51L52 241L53 240H59V238H61V234H54V233H49V232H46V233H44L43 234ZM223 233V232H222ZM251 233V232H250ZM254 233V232H253ZM40 234V233H39ZM188 234V233H187ZM197 234H199V233H197ZM207 234V235H206ZM213 234H214V232H213ZM212 234V235H213ZM216 234H217V232H216ZM215 234V235H216ZM227 234H225V238L226 237H230V235H232V234H230V235H227ZM236 234L238 235V233H237V231H236ZM240 234H242V233H240ZM192 235V234H191ZM212 235H210V236H212ZM220 235L221 234H219L218 236L220 237ZM223 235V234H222ZM236 235V236H237ZM9 236V237H10ZM34 236H38V234L37 235H34ZM67 235H64V237H66ZM187 236H189V235H187ZM193 236V235H192ZM194 236H196V237H198L197 235H195L194 234ZM232 236H234V235H232ZM19 237V238H20ZM39 237H41L40 235H39ZM43 237V236H42ZM217 237V236H216ZM14 238V237H13ZM44 238V237H43ZM221 238V237H220ZM222 238H224L223 236H222ZM23 239V238H22ZM46 239V238H45ZM213 239V238H212ZM220 240V239H219Z\"/></svg>",
  "mask_w": 264,
  "mask_h": 264
},
{
  "label": "built area",
  "instance_id": "2783aa9c",
  "mask_svg": "<svg viewBox=\"0 0 264 264\" xmlns=\"http://www.w3.org/2000/svg\"><path fill=\"white\" fill-rule=\"evenodd\" d=\"M129 181H130V184H134L135 183L134 177H130Z\"/></svg>",
  "mask_w": 264,
  "mask_h": 264
}]
</instances>
